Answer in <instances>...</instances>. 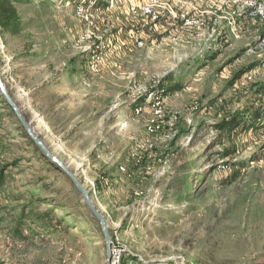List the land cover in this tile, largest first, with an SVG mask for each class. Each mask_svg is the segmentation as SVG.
Masks as SVG:
<instances>
[{"label": "rangeland", "instance_id": "1", "mask_svg": "<svg viewBox=\"0 0 264 264\" xmlns=\"http://www.w3.org/2000/svg\"><path fill=\"white\" fill-rule=\"evenodd\" d=\"M96 1L85 19L89 0H0V77L21 116L89 190L120 264L264 262L261 25L232 12L223 27L192 0ZM0 185V264H106L98 221L1 92Z\"/></svg>", "mask_w": 264, "mask_h": 264}, {"label": "built area", "instance_id": "2", "mask_svg": "<svg viewBox=\"0 0 264 264\" xmlns=\"http://www.w3.org/2000/svg\"><path fill=\"white\" fill-rule=\"evenodd\" d=\"M232 5L236 7V11L240 15L244 14L249 19L256 21L259 25H261L262 30L258 34L257 38L250 44L248 47V51L256 53L259 56L257 65L249 71V77L257 76L261 72L264 71V0H230ZM96 0H89L86 7L83 3H77L75 6V12L80 17L88 18V12L92 9L96 4ZM155 4L150 2H144L141 13L147 18L150 19L151 25L148 26L147 23H144L145 28L152 30V25L156 26V20H159V14L154 9ZM134 10V9H133ZM184 18V17H183ZM185 24H202V20L196 17H186L184 18ZM153 23V24H152ZM136 45L138 47H142L145 44V39L142 34H139L136 37ZM91 72L97 73L100 71L98 62L94 60L90 62L88 66ZM152 130V129H151ZM111 264H120V260L122 258V250L120 247L115 245L112 242L111 246ZM132 264V263H126Z\"/></svg>", "mask_w": 264, "mask_h": 264}, {"label": "water", "instance_id": "3", "mask_svg": "<svg viewBox=\"0 0 264 264\" xmlns=\"http://www.w3.org/2000/svg\"><path fill=\"white\" fill-rule=\"evenodd\" d=\"M0 92L5 97L6 102L14 109L16 117L21 122L22 126L26 129L28 132L30 138L35 141L37 146L40 148L42 153L47 157V159L55 164L59 169L64 171L67 176L71 179L74 187L76 190L82 195V199L86 206L89 209L90 214L98 221L100 225V230L103 234L104 243H105V249H106V264H111V246H112V240L110 237L109 229L107 227V224H105V218L103 214L96 208L93 201L90 199L91 193L85 185L74 175L73 172H71L65 164L58 159L51 151H49L46 147V145L41 141V139L35 134V132H32L31 127L28 126L26 120L21 116L20 111L16 108L13 100L11 99L9 93L7 92L5 85L0 77Z\"/></svg>", "mask_w": 264, "mask_h": 264}, {"label": "crops", "instance_id": "4", "mask_svg": "<svg viewBox=\"0 0 264 264\" xmlns=\"http://www.w3.org/2000/svg\"><path fill=\"white\" fill-rule=\"evenodd\" d=\"M195 5H192L194 8L199 9L202 13H206L209 16L213 17V22L221 24L223 27H226L231 24L230 19L228 18V22L220 20V14L223 15L224 18H227L225 15L231 16V13L236 12V7L232 5L230 0H192ZM203 3L205 5H203Z\"/></svg>", "mask_w": 264, "mask_h": 264}, {"label": "trees", "instance_id": "5", "mask_svg": "<svg viewBox=\"0 0 264 264\" xmlns=\"http://www.w3.org/2000/svg\"><path fill=\"white\" fill-rule=\"evenodd\" d=\"M10 23H8L7 20H4L2 18H0V25L2 28H6L9 26ZM182 88V85L179 83H174V84H170L168 86H166L163 89V92L165 94H170V93H174L175 91L179 90ZM244 115V113H243ZM259 117V116H257ZM243 116L241 114H233L232 116H230L229 118H227L226 120H224L223 122L217 124L215 126L216 129H219L220 131H231L234 128H236L237 126L241 125V123H243ZM1 186V185H0ZM257 264H264V262H260Z\"/></svg>", "mask_w": 264, "mask_h": 264}, {"label": "bare ground", "instance_id": "6", "mask_svg": "<svg viewBox=\"0 0 264 264\" xmlns=\"http://www.w3.org/2000/svg\"><path fill=\"white\" fill-rule=\"evenodd\" d=\"M32 132H35L32 128H31ZM93 198V197H92ZM90 199H91V196H90ZM91 201H93V199H91ZM105 224H106V221H105Z\"/></svg>", "mask_w": 264, "mask_h": 264}]
</instances>
